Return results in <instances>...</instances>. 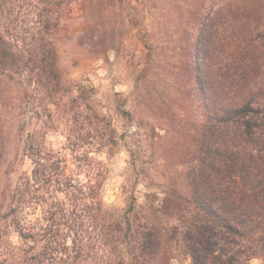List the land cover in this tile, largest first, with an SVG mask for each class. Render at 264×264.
<instances>
[{"label":"trees","instance_id":"1","mask_svg":"<svg viewBox=\"0 0 264 264\" xmlns=\"http://www.w3.org/2000/svg\"><path fill=\"white\" fill-rule=\"evenodd\" d=\"M73 1L0 0V108L21 148L0 193V264H172L179 254L264 263V0L233 11L240 38L227 50L202 30L207 39L185 58L200 114L194 150L172 181H156L140 150H127L135 181L123 207L106 196L126 132L118 118L130 112L117 92L109 101L88 77L71 78L79 62L61 54L77 33V47L103 58L115 31L86 17L73 30Z\"/></svg>","mask_w":264,"mask_h":264},{"label":"rangeland","instance_id":"2","mask_svg":"<svg viewBox=\"0 0 264 264\" xmlns=\"http://www.w3.org/2000/svg\"><path fill=\"white\" fill-rule=\"evenodd\" d=\"M243 1L85 0V9L79 6L80 1H73L72 29L78 30L85 17L105 32L114 28L116 50L109 51L103 60L77 47L76 33L61 48L65 64L74 59L79 62L71 69L70 77H88L98 88L99 95L109 101L117 92L125 100L122 110L130 112V116L119 115L118 118L120 131L126 132L124 145L113 158L108 202L125 206L123 186L129 180L130 189L135 181L127 150H140L156 181L164 174L172 181L177 164L188 160L184 155L194 150L193 139L200 114L188 94L192 79L185 58L195 54L202 39H207L202 32L204 28H209L211 43L223 44L226 50L238 40L240 32L233 31V11L243 5ZM105 37L108 39V34ZM15 132L16 126L0 108V134L4 137L0 146V193L19 173L18 170L12 174L5 172L10 152L21 150L19 144L14 143ZM47 141L56 147L60 136L53 132L48 134ZM21 154L19 151L17 161L22 158ZM20 166L17 162L16 167ZM26 167L27 164L23 165V169ZM135 189L138 195L145 191L142 182H138ZM172 264H190V259L179 254ZM248 264L264 263L253 259Z\"/></svg>","mask_w":264,"mask_h":264}]
</instances>
